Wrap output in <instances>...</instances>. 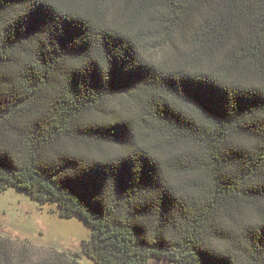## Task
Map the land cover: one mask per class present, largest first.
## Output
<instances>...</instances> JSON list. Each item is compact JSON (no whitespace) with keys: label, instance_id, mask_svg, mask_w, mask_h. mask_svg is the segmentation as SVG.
Masks as SVG:
<instances>
[{"label":"trees","instance_id":"16d2710c","mask_svg":"<svg viewBox=\"0 0 264 264\" xmlns=\"http://www.w3.org/2000/svg\"><path fill=\"white\" fill-rule=\"evenodd\" d=\"M8 187L91 227L62 264H264V0H0Z\"/></svg>","mask_w":264,"mask_h":264},{"label":"rangeland","instance_id":"374dc122","mask_svg":"<svg viewBox=\"0 0 264 264\" xmlns=\"http://www.w3.org/2000/svg\"><path fill=\"white\" fill-rule=\"evenodd\" d=\"M153 50L155 59L159 51ZM91 233L79 216H60L54 203L41 204L14 187L0 191V264H62L81 250ZM78 260L95 264L86 255ZM148 264L175 262L151 257Z\"/></svg>","mask_w":264,"mask_h":264}]
</instances>
